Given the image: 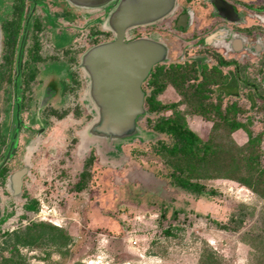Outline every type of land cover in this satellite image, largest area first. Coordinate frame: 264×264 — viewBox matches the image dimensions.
<instances>
[{"label":"rangeland","instance_id":"1","mask_svg":"<svg viewBox=\"0 0 264 264\" xmlns=\"http://www.w3.org/2000/svg\"><path fill=\"white\" fill-rule=\"evenodd\" d=\"M43 1L55 24L48 21L44 10L34 9L31 18L38 19L42 25L38 33L41 60L34 64L35 80L24 90L27 105L19 114L24 128L20 131L16 153L8 164L9 172L22 166L28 172L23 179V194L18 199H10L7 189L0 184V211L4 218L0 223V264L10 259L17 264H198L204 250L215 253L224 264H253L254 251L241 237L244 232L262 229L264 199L231 179L200 181L207 191L214 193L197 195L177 187L171 169L157 152L158 141L171 142L163 135L121 142L118 152L112 151V143L85 137L95 113L89 99L83 101L88 82L78 65L81 55L96 42L113 39V34L100 22L111 6L89 12L75 10L65 0ZM12 2L0 0L1 22L10 20ZM63 7L69 10L68 14H63ZM167 18L131 28L125 36L128 40L152 38L169 46L167 60L159 64L163 67L191 60L194 55L166 27ZM32 35L30 30L24 41L21 63L28 58ZM0 63L3 64L1 58ZM0 70H4L3 66ZM198 81L201 80L197 78L195 83ZM189 83L185 82L183 87ZM214 85H208L209 92H206L211 104L220 100L219 105L224 109L236 101L245 107L237 119L250 120L248 127L252 134H261L260 165L264 168L262 99L250 92L248 96L235 95L239 90L233 87L219 91ZM64 86L69 90L64 91ZM150 86L143 85L146 91H150ZM43 92L46 105L40 108ZM13 96L12 84L2 82L3 133L9 132L14 116ZM156 100L168 105L179 102L181 97L174 87L166 84ZM46 109L58 113L67 111V114L62 119L47 117ZM177 110L184 114L187 127L206 140L213 122L190 113L180 102ZM171 114V110H162L151 116L143 115L138 118L137 126L153 132L152 124ZM38 129H41L39 133ZM231 137L240 146L247 141L242 129L234 131ZM90 157L93 160L87 168L90 174L87 185L80 192L73 191L71 187ZM26 198L38 201V210L41 206L47 207L46 214H42L45 220L36 217L38 210L36 213L23 210ZM239 205H245L247 212L254 209L252 216L245 217L243 228L238 232L218 228L215 223H228ZM48 220L60 226H56L59 230L50 231L53 239L50 234L42 242L18 243L12 248L13 237L9 234L38 221L49 223Z\"/></svg>","mask_w":264,"mask_h":264},{"label":"trees","instance_id":"2","mask_svg":"<svg viewBox=\"0 0 264 264\" xmlns=\"http://www.w3.org/2000/svg\"><path fill=\"white\" fill-rule=\"evenodd\" d=\"M29 2L31 5L37 4L40 7H46L43 0H29ZM28 4L27 0H13L10 20L5 22L0 21V58L3 59V64L0 63V68L2 66L4 68V70H0V86L4 80L11 82L12 73L14 72L18 113L21 107L23 92L30 86V82L34 80L36 75L34 64L41 60L38 33L42 31V25L38 20H32L31 6L29 5L30 7L26 10ZM110 6L109 10H105V16L100 21L105 28L106 20L114 9V6ZM21 30L22 39L19 40ZM30 30L33 33V42L27 50V60L21 63L24 41ZM95 33L92 32V34ZM97 44L100 43L96 42L95 45ZM2 52H4L3 55ZM18 58L19 64H17ZM161 63L153 66V69L144 81V84L148 87L151 86L150 91L145 96L143 115L151 116L162 110H171L172 114L168 117L158 118L151 126L153 132H145L138 129V135L135 137L144 140L145 138L163 135L171 140L170 143L158 141L157 152L171 169V177L176 186L183 190L197 195L204 192L214 193L215 191L213 190L207 191L205 185L200 181L231 179L264 199V168L260 165L261 151L259 149L261 134L255 136L252 134L248 127V124H251L250 120L246 122L238 121L237 117L244 111L243 109L239 108L236 104H230L221 109L219 105L220 100L211 104L209 96L206 93L209 92L207 86L221 83V78L203 72L201 73V81L195 83L198 77L192 66L169 65L168 67H163L159 66ZM78 66H80V62ZM185 82L192 83H189L184 88ZM166 84L174 87L181 97L179 102L185 104L190 113L213 122L206 140L201 139L187 127L184 114L177 110L179 102L162 105L156 100L157 94L163 90ZM21 85H25V88L22 89ZM63 90H69L68 86H64ZM86 99H89L91 103L88 93L84 94L83 101ZM91 108L94 112L92 103ZM50 113L57 119H62L67 114V111L58 113L56 110H51ZM16 119L18 120V116ZM239 129H242L247 135V141L241 146L237 145L231 137V134ZM135 137L123 141H112L111 143L114 144L112 151L118 152L121 142L132 140ZM4 144L5 141L3 140L0 143V147ZM16 147L17 141L14 140L10 146L11 156ZM5 156H0V165ZM92 160L90 157L85 162L84 170L71 187L73 191L80 192L85 189L90 178L87 168L92 165ZM6 170L4 166L0 168V181L3 184L5 182ZM5 185L7 192L13 199L20 198V195L17 197L11 195L8 188V179ZM22 207L25 212L35 213L38 210V201L35 199L27 200L26 198V202L23 203ZM247 209L245 205H239L238 212L230 217L228 223H215L216 226L225 231H240L244 226L245 217L254 214L253 208L248 212ZM3 220L4 218L0 220V223ZM261 224L262 229L244 232L241 237V241L254 251L253 264H264V213L261 215ZM58 228L51 223L38 221L29 225L24 230L12 235L9 234L8 236L13 237L12 248H14L18 243L31 244L42 242L44 238L51 236L50 234L52 233L50 231L59 230ZM53 236L52 234L51 239H53ZM5 264L17 263L10 259L5 261ZM198 264L224 263L215 253L204 250Z\"/></svg>","mask_w":264,"mask_h":264},{"label":"flooded vegetation","instance_id":"3","mask_svg":"<svg viewBox=\"0 0 264 264\" xmlns=\"http://www.w3.org/2000/svg\"><path fill=\"white\" fill-rule=\"evenodd\" d=\"M28 7L29 5L26 10H28ZM36 7L44 10L48 21L55 24V19L48 15L49 8L47 5L45 8L37 4L31 5L32 13ZM62 12L66 15L69 13V10L63 7ZM165 18L167 19L164 24L166 27L171 28V32L177 40H180L185 46L194 51L191 60L182 61L181 63L172 62L169 65L192 66L200 80L202 79L201 73L203 72L220 77L222 82L214 85L219 91H223L225 87H233L239 90L235 92V95L244 94L248 96L250 92L257 99H262L263 109L260 112L262 114L261 121L264 123V91H262L264 89V0H175L171 12L163 19ZM110 32L114 38V33ZM138 38L142 37H135L134 39ZM21 39L22 30L19 40ZM167 49L169 56V46ZM144 81L141 86L144 93L143 105L145 103V96L148 94V91L143 87ZM2 82L12 84L14 95L12 103L15 112L8 133H3L1 129L2 125L0 124V143L3 140L5 141V144L0 147V156L8 153L14 140L17 141L18 147L20 131L24 128L19 114L27 105V96L23 92L21 107L19 113L17 112L14 72L12 73L11 82H7L6 80ZM23 88H25V85H23ZM45 99L47 98L43 92L39 100L40 108L46 105ZM230 104L239 106L236 101H232ZM239 108H243L244 110L245 107L239 106ZM50 111L46 109L45 116H54ZM17 116L18 120L16 119ZM40 130L38 129L37 132L39 133ZM17 147L4 165L7 169L5 182L7 179L9 180V177L14 172L26 169V172L22 176L21 196L24 187L23 179L27 175L28 168L22 166L18 170L8 171V164L15 155ZM5 182L3 184L0 181V184L6 190ZM10 199H12L11 196ZM1 219L2 211H0Z\"/></svg>","mask_w":264,"mask_h":264},{"label":"water","instance_id":"4","mask_svg":"<svg viewBox=\"0 0 264 264\" xmlns=\"http://www.w3.org/2000/svg\"><path fill=\"white\" fill-rule=\"evenodd\" d=\"M65 1L79 11L93 12L114 6L105 23L114 38L92 46L80 60L79 67L87 79V93L95 112L85 137L108 144L131 139L138 135L137 120L144 113L142 83L155 64L166 60L167 47L152 38L128 41L125 35L132 27L162 20L171 12L175 0ZM10 156L9 150L0 168ZM25 172L26 169H22L9 177L8 188L13 197L20 195Z\"/></svg>","mask_w":264,"mask_h":264},{"label":"built area","instance_id":"5","mask_svg":"<svg viewBox=\"0 0 264 264\" xmlns=\"http://www.w3.org/2000/svg\"><path fill=\"white\" fill-rule=\"evenodd\" d=\"M44 209H47V207L41 206V208L38 210V212L37 213L35 212L36 217L39 218L40 220H45L44 217L42 216V214H46ZM48 222L54 226L60 227L59 223H56L55 221L48 220Z\"/></svg>","mask_w":264,"mask_h":264}]
</instances>
